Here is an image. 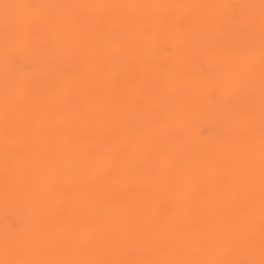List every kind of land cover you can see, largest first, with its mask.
<instances>
[{"label":"rangeland","instance_id":"374dc122","mask_svg":"<svg viewBox=\"0 0 264 264\" xmlns=\"http://www.w3.org/2000/svg\"><path fill=\"white\" fill-rule=\"evenodd\" d=\"M0 88V264H264V0H0Z\"/></svg>","mask_w":264,"mask_h":264},{"label":"bare ground","instance_id":"6f19581e","mask_svg":"<svg viewBox=\"0 0 264 264\" xmlns=\"http://www.w3.org/2000/svg\"><path fill=\"white\" fill-rule=\"evenodd\" d=\"M197 9H198V8H197ZM15 13H18V12H15ZM197 13H198V11H197ZM201 13H202V12H201ZM14 15H17V14H14ZM23 15H24V14H23ZM195 15H196V14H195ZM27 17H28V16H27ZM202 17H203V15L201 16V18H202ZM20 18H21V16H20ZM32 18H33V17H32ZM32 18H30V19H32ZM30 19H29V20H30ZM33 19H34V18H33ZM20 20H21V19H20ZM198 20H199V19H198ZM201 20H202V19H201ZM24 25H25V24H24ZM22 27H24V26H22ZM25 28H26V27H25ZM194 29L197 30V28H194ZM21 31H22V30H21ZM22 32H23V31H22ZM24 33H25V32H24ZM174 76H175V75H174ZM4 82H6V81H4ZM2 83H3V82H2ZM75 83H76V82H75ZM229 83H230V81H229ZM5 84H6V83H5ZM79 84H80V83H79ZM6 86H7V85H6ZM3 87H4V86H3ZM181 87H182V86H180V88H181ZM3 89H4V88H3ZM3 89H2V90H3ZM0 90H1V88H0ZM5 90L7 91L6 93L8 94V90H7V89H5ZM3 91H4V90H3ZM3 91H2V92H3ZM7 94H6V95H7ZM21 95H22V94H21ZM7 96H8V95H7ZM2 97H3V96H2ZM2 97H1V98H2ZM9 97H10V96H9ZM5 100H6V99H5ZM3 101H4V100H3ZM10 101H11V100H10ZM0 102H2V101H0ZM80 102H81V101H80ZM1 104H2V103H1ZM0 107H2V105H0ZM5 108H6V107H5ZM1 109H2V108H1ZM29 109H30V108H29ZM10 112H11V111H10ZM10 112H9V113H10ZM86 112H87V111H86ZM95 113H96V112H95ZM0 114H1V113H0ZM2 114H3V113H2ZM89 114H90V113H89ZM93 114H94V112H93ZM93 114H92V115H93ZM3 115H4V114H3ZM76 115H77V114H76ZM84 115H85V114H84ZM87 115H88V114H87ZM30 117H31V116H30ZM8 118H9V117H8ZM33 118H34V117H33ZM77 118H78V119H76V120L78 121V120L80 119L79 121L81 122V117H80V115H79V117H77ZM6 119H7V118H6ZM30 119H31V118H30ZM71 119L73 120V118H71ZM85 119H87V117H85ZM0 120H1V119H0ZM7 120H8V119H7ZM9 120H10V119H9ZM32 120H33V119H32ZM91 120H92V119H91ZM5 121H6V120H5ZM26 121H28V120H26ZM26 121H25V123H26ZM33 121H34V120H33ZM82 121H83V120H82ZM0 122H1V121H0ZM20 122H21V121H20ZM4 123H5V122H4ZM18 123H19V122H18ZM27 123H28V122H27ZM29 123H30V121H29ZM29 123H28V124H29ZM75 123H77V122H75ZM82 123H83V122H81L80 124H82ZM94 123H95V122H94ZM94 123H93V124H94ZM0 124H2V123H0ZM21 124H22V123H21ZM77 124H79V123H77ZM80 124H79V125H80ZM93 124H92V125H93ZM19 125H20V124H19ZM2 126H3V125H1V127H2ZM20 126H21V125H20ZM77 126H78V125H77ZM1 127H0V128H1ZM21 127H22V126H21ZM31 128H32V127H31ZM23 129H24V128H23ZM28 129L30 130V127H29V126H28ZM3 130H4V129H3ZM24 130H25V129H24ZM88 130H89V129H88ZM10 132H11V131H9V133H10ZM85 132H86V131H85ZM85 132H84V133H85ZM88 132H89V131H88ZM88 132H87V133H88ZM9 133H8V135H9ZM37 133H38V132H37ZM89 133H90V132H89ZM0 134H4V133H0ZM4 135H6V131H5V134H4ZM37 135H38V134H37ZM89 135H90V134H89ZM0 136L3 137L2 135H0ZM79 136H80V135H79ZM79 136H76V135H75L76 138L79 137ZM81 137L83 138V135H82ZM81 137H80V139H78V138H77V139H78L79 141H81V140H82ZM6 138H7V137H6ZM76 138H75V139H76ZM87 138H88V136H87ZM1 139H2V138H1ZM33 139H34V138H32V140H33ZM77 139H76V140H77ZM85 139H86V138H85ZM58 140H60V139H58ZM0 141H1V140H0ZM2 141H3V139H2ZM44 141H45V140H44ZM82 141H83V140H82ZM31 142H32V141H31ZM34 142H35V141H34ZM76 142H77V141H76ZM80 143H81V142H80ZM76 144H78V143H76ZM9 145H10V144H9ZM84 145L86 146V143H85ZM3 146H4V145H3ZM10 146H11V145H10ZM39 146H40V145H39ZM85 146H83V148H85ZM6 147H7V151L10 152L11 149L8 150V146H6ZM34 147H35V146H34ZM0 148H1V146H0ZM10 148H11V147H10ZM35 148H36V147H35ZM39 148H40V147H39ZM4 149H5V148H4ZM41 149H43V148H41ZM41 149H40V153L43 152V151H41ZM62 149H65V147H63ZM71 149H72V148H71ZM0 151H1V149H0ZM25 151H26V150H25ZM36 151H37V149H36ZM45 151H46V150H45ZM80 151H81V149H80ZM4 152H5L4 154H6V151H4ZM47 152H48V149H47ZM50 152H51V151H50ZM62 152H63V151H62ZM2 153H3V151H2ZM13 153L16 154L15 151H14ZM78 153H81V154H79V155H81V157L83 158V159H82V158H81V159L84 160V162H85L84 155H86L87 153L84 154L83 151L78 152ZM37 154H38V153H37ZM83 154H84V155H83ZM17 155H18V154H17ZM34 155H35V154H34ZM43 155H44V154H43ZM5 156H7V155H5ZM38 156H39V154H38ZM38 156H37V157H38ZM1 157H2V156H1ZM3 157H4V155H3ZM33 157H34V156H32V159H33ZM35 158H36V155H35ZM85 158L87 159L88 157H85ZM8 160L11 161V158L8 157ZM34 160H35V159H34ZM34 160H32V162H33ZM29 161L31 162V160H29ZM41 162H42V161H41ZM20 163H21V162H20ZM22 163H23V162H22ZM39 163H40V162H39ZM42 163H43V162H42ZM25 164H27L26 161H25ZM28 164H29V162H28ZM32 164H33V163H32ZM34 164L36 165V163H34ZM8 165H9V164H8ZM18 165H19V164H18ZM42 165H43V164H42ZM24 166H25V165H24ZM10 167H11V166H10ZM34 167H35V166H34ZM36 167H37V166H36ZM40 167H41V165H40L38 168H40ZM95 167H96V166H95ZM25 168H26V167H25ZM45 168H46V166H45ZM42 169H43V168L41 167V170H42ZM95 169H96V168H95ZM10 170H11V169H10ZM25 170H26V169H25ZM25 170H24V172H25ZM34 170H35V169H34ZM34 170L32 169L31 171H34ZM36 170H38V169H36ZM39 170H40V169H39ZM43 170H45V169H43ZM31 171L29 170L28 172H31ZM93 171H95V170H93ZM28 172H27V173H28ZM35 172H36V171H35ZM35 172H34V173H35ZM34 173H31V174H34ZM38 173H39V172H38ZM38 173H36V174H38ZM42 174H43V173H42ZM42 174H40V175H42ZM24 175H25V173H24ZM1 176H2V175H1ZM32 176H33V175H32ZM32 176H31V177H32ZM103 176H104V175H103ZM7 178H8V177H7ZM105 178H107V177H105ZM41 179H42V178H41ZM101 179H102V178H101ZM101 179H100V180H101ZM104 180H105V179H104ZM42 181H43V179H42ZM98 181H99V180H98ZM160 181H161V180H160ZM160 181L157 183V185H159ZM164 181H165V180H164ZM93 183H94V184H93ZM163 183H164V182H163ZM167 183H170V182H167ZM41 184H42V183H41ZM91 184H93V185H91ZM91 184H90L91 187H92V186H93V187L96 186V185H95V182H93V181H92ZM161 184H162V183H161ZM171 184H173V183H171ZM171 184H169V186H170ZM228 184H230V182H229ZM42 185H43V184H42ZM164 185H165V184H164ZM164 185H163V186H164ZM166 185H167V184H166ZM232 185H233V184H232ZM232 185H231V186H232ZM44 186H45V184H44ZM233 186H235V185H233ZM233 186H232V188H234ZM25 187H26V186H25ZM25 187H24V188H25ZM165 187H166V186H165ZM172 187L175 188L176 186L173 185ZM244 187H245V186H244ZM43 188H44V187H43ZM94 188H95V187H94ZM162 188H164V187H162ZM166 188H167V187H166ZM250 188H251V187H250ZM250 188H249V189H250ZM21 189H22V188H21ZM170 189H171V188H170ZM178 189H179V188H178ZM178 189L176 188V190H174V191L178 192V191H177ZM182 189H183V188H182ZM182 189H180L181 192H182ZM227 189H228V188H227ZM230 189H231V188H229V190H230ZM249 189H248V191H249ZM155 190H156V189H155ZM165 190H166V189H165ZM231 190H232V189H231ZM244 190H245V189H244ZM23 191H24V190H23ZM23 191H22V192H23ZM172 191H173V190H172ZM225 191H226V190H225ZM234 191H236V189H234ZM237 191L239 192L240 190L237 189ZM248 191H247V192H248ZM33 192H34V191H33ZM41 192H42V191H41ZM41 192H40V193H41ZM165 192H166V191H165ZM165 192L163 193V195H164V199L166 198V196H165ZM185 192H186V191H185ZM40 193H39V194H40ZM42 193H43V192H42ZM153 193H155V192H153ZM173 193H174V192H173ZM173 193H172V196H171V197H173ZM187 193H188V192H186V194H187ZM189 193H190V192H189ZM240 193H241V192H240ZM25 194H26V193H25ZM155 194H156V193H155ZM166 194H167V193H166ZM176 194H177V193H176ZM178 194H180V192H179ZM182 194H183V193H182ZM190 194H191V193H190ZM222 194H224V192H223ZM230 194H231V192H230ZM234 194H235V193H234ZM237 194H238V193L236 192L235 195H237ZM261 194H262V193H261ZM36 195H37V194H36ZM36 195H35V196H36ZM184 195H185V194H184ZM219 195H220V194H219ZM226 195L230 196V195L228 194V192L226 193ZM262 195H263V194H262ZM168 196H169V195H168ZM174 196H175V194H174ZM181 196H183V195H181ZM181 196L179 197V201H177V202H180ZM187 196H188V195H187ZM187 196L185 195V197H187ZM190 196H191V197H190L191 199H190V200L188 199V200L191 202V200H192V195H190ZM260 196H261V195H260ZM39 197H40V196H39ZM216 197H217V196H216ZM221 197L223 198V196H221ZM231 197H232V196H231ZM231 197H230V199H231ZM25 198H26V197H25ZM36 198H37V197H36ZM155 198H156V196H155ZM167 198H168V202H169V201H170V200H169L170 197H167ZM167 198H166V199H167ZM183 198H184V196H183ZM187 198H188V197H187ZM235 198H236V196H234V201H235ZM263 198H264V197H263ZM38 199H39V198H38ZM184 199H185V198H184ZM228 199H229V198H228ZM32 200H33V199H32ZM32 200H31V201H32ZM36 200H37V199H36ZM174 200H175V199H174ZM181 200H182V199H181ZM221 200H223V199H221ZM232 200H233V199H232ZM237 200H238V199H236V201H237ZM263 200H264V199H263ZM28 202H29V200H28ZM28 202H27V203H28ZM223 202H224V200H223ZM238 202H239V201H238ZM30 203L32 204V202H30ZM175 203H176V202H175ZM175 203H173V204H175ZM182 203H184V201H183ZM185 203H186V202H185ZM224 203H225V202H224ZM226 203H227V201H226ZM228 203H229V200H228ZM235 203H236V202H235ZM235 203L233 202L232 205H233V204L235 205ZM35 204H36V203H35ZM176 204H177V203H176ZM180 204H181V202H180ZM189 204H190V203L188 202V205H189ZM239 204H240V203H239ZM32 205H33V204H32ZM36 205H37V204H36ZM184 205H185V204H184ZM184 205H183V206H184ZM226 205H227V204H226ZM230 205H231V204H230ZM234 205H233V206H234ZM38 206H39V205H38ZM38 206H37V207H38ZM103 206H104V205H103ZM105 206H106V204H105ZM174 206H175V208L178 207V206H176V205H174ZM192 206H193V205H191V207H192ZM233 206H231V207L229 206V208H232ZM33 207H34V206H33ZM181 207H182V206H181ZM101 208H102V206H101ZM130 208H131V207H130ZM35 209H36V208H35ZM35 209H34V211H35ZM40 209H41V208H40ZM103 209H104V208H103ZM131 209H132V208H131ZM131 209H130V210H131ZM135 209H136V208H135ZM182 209H183V208H182ZM233 209H234V207H233L231 210L233 211ZM98 210H100V209H98ZM125 210H126V209H125ZM127 210H128V209H127ZM138 210H140V209H138ZM178 210H179V209H178ZM187 210H188V209H187ZM102 211H104V210H102ZM136 212H138V211H136ZM126 213H127V212H126ZM151 213H152V212H151ZM151 213H150V214H151ZM159 213H160V212H159ZM159 213H158V214H159ZM229 213H230V212H229ZM104 214H105V212H104ZM140 214H141V211H140ZM198 214H199V213H198ZM233 214H234V213L232 212V215H233ZM124 215H125V214H124ZM137 215H138V213H137ZM141 215H144V214H141ZM214 215H215V214H214ZM214 215H213V216H214ZM109 216H110V215H109ZM145 216H146V215H145ZM157 216H158V215H157V212H156L155 217L158 218ZM163 216H164V215H163ZM229 216H230V214H229ZM106 217H107V216L103 217V218H105L104 221L102 220L103 222L106 221V219H107ZM132 217H135V215L131 216V218H132ZM151 217H152L151 219H153V214H151ZM161 217H162V215L160 216V218H161ZM225 217H226V216H225ZM110 218H111V216H110ZM119 218L122 219L121 216H120ZM129 218H130V216H129ZM166 218H167V217H166ZM123 219H126V218L123 217ZM127 219H128V218H127ZM132 219H133V218H132ZM136 219H137V218H136ZM143 219H144V218H143ZM168 219H170V218H168ZM171 219H173V218H171ZM108 220H110V219H108ZM129 220H130V219H128L126 222H128ZM141 220H142V219H141ZM145 220H146V219L143 220V224H144V221H145ZM154 220H155V219H154ZM156 220H157V219H156ZM162 220H163V217H162ZM112 221H114V220H112ZM119 221H120V220H119ZM132 221H133V220H132ZM139 221H140V219H139ZM146 221H147V220H146ZM168 221H169V220H168ZM168 221H166V223H167ZM226 221H227V220H226ZM234 221H235V219H234ZM155 222H156V221H155ZM158 222H159V221H158ZM158 222H157V223H158ZM101 223H102V222H101ZM120 223H121V222H120ZM129 223H130V222H129ZM148 223H149V222H148ZM160 223H161V222H160ZM231 223H232V222H231ZM105 224H106V223H104V226H105ZM107 224H108V223H107ZM107 224H106V225H107ZM109 224H110V222H109ZM113 224H114V223H112V225H113ZM127 224H128V223H127ZM162 224H163V222H162ZM227 224H228V225H231V224H229L228 222H227ZM114 225H115V224H114ZM118 225H120V224H118ZM147 225H148V224L146 223V227H147ZM163 225H164V224H163ZM167 225H168V223H167ZM232 225H233V223H232ZM101 226H102V228L104 227L103 225H101ZM149 226H150V225H149ZM156 226H157V225H156ZM167 227H168V226H167ZM169 227H170V226H169ZM231 227H232V226H231ZM242 227H243V226H242ZM105 228H106L107 231H108V226L105 227ZM120 228H121V227H119V229H120ZM144 228H145V227H144V225H143V226H142V230H141L142 232H143ZM156 228H157V227H156ZM160 228H161V227H160ZM165 228H166V227H165ZM238 228H239V227H238ZM253 228H254V227H253ZM103 229H104V228H103ZM110 229H111V227H110ZM115 229H116V228H115ZM115 229H114V226H113V229H112V230H114V233L116 232V234H117V230L115 231ZM117 229H118V228H117ZM163 229H164V226H163ZM247 229H248V228H246V230H247ZM125 230H127V229H125ZM147 230H148V229H147ZM150 230H151V229H150ZM150 230H149V231H150ZM153 230H154V228H153ZM156 230H157V229H156ZM234 230H235V229H234ZM234 230L231 231V232L233 233V236H234V232H233ZM237 230H239V229H237ZM102 231H103V230H102ZM122 231H124V230H122ZM127 231H128V230H127ZM136 231H137V230H136ZM157 231H158V230H157ZM243 231H244V230H243ZM252 231H253V230L251 229L250 232L252 233ZM254 231H255V230H254ZM104 232H106V231L104 230ZM120 232H121V231H119V233H120ZM139 232H140V231H139ZM153 232H154V231H153ZM155 232H156V231H155ZM164 232H165V230L163 231V234H164ZM174 232H175L174 234H176V230H175ZM189 232H190V231H189ZM229 232H230V229H229ZM235 232H236V230H235ZM237 232H238V231H237ZM255 232H256V231H255ZM257 232H258V231H257ZM111 233H112V232H111ZM111 233H110V234H111ZM131 233H133V232H131ZM145 233H146V231H145ZM147 233H148V232H147ZM150 233H151V232H150ZM150 233H149V234H150ZM158 233H159V235H160L161 232H158ZM169 233H170V231H169ZM171 233H173V230L171 231ZM181 233H182V232H181ZM183 233H184V232H183ZM185 233H186V232H185ZM243 233H244V232H243ZM258 233H259V235H260V234L262 235V233H260V232H258ZM9 234H11V233H8V238H9V236H10ZM104 234H105V233H104ZM107 234H108V233H107ZM126 234H127V233H126ZM128 234H129V233H128ZM136 234H137V232H136ZM149 234H148V236H152V234H151V235H149ZM167 234H168V233H167ZM167 234H165V235L167 236ZM179 234H180V232H178V235H179ZM226 234H227V233H226ZM237 234H239V232H238ZM252 234H253V233H252ZM252 234H251V237H252ZM111 235H112V234H111ZM156 235H157V232L155 233V236H154L155 238H156ZM180 235H181V234H180ZM190 235H192V234H190ZM243 235H244V234H243ZM246 235H247V234H246ZM249 235H250V234H249ZM249 235H247L248 238H250ZM259 235H258V237H259ZM261 235H260V237H262ZM24 236H25V235H24ZM26 236H27V235H26ZM102 236H103V234H102ZM109 236H110V235H109ZM128 236H129V235H128ZM142 236H144V235H142ZM142 236H141V238H142ZM145 236H146V237H145ZM145 236H144V239H143V240H145V239L148 237L147 234H146ZM157 236H158V235H157ZM160 236H161V235H160ZM184 236H185V235H184ZM184 236H183V237H184ZM229 236H230V235H229ZM229 236H228L227 239H230ZM254 236H255V233H254ZM112 237H113V236H112ZM115 237H116V235H115ZM117 237H119V235H118ZM130 237H131V235H130ZM164 237H165V236H164ZM176 237H177V234H176ZM179 237H180V236H179ZM187 237H188V236H187ZM225 237H226V236H225ZM230 237H231V236H230ZM239 237H240V236H239ZM241 237H243V236L241 235ZM245 237H246V236H245ZM255 237H257V236H255ZM258 237H257V238H258ZM109 238H110V237H109ZM119 238H120L119 242L121 241L120 243L123 245L124 240H123V242H122V240H121V236H120ZM161 238H163V237H161ZM168 238H169V237H168ZM171 238H172V237H171ZM235 238H236V237H235ZM243 238H244V237H243ZM252 238H253V237H252ZM262 238H263V237H262ZM29 239H30V238H29ZM101 239H102V237H101ZM106 239H107V238H106ZM129 239H130V238H129ZM139 239H140V238H139ZM156 239H157V238H156ZM163 239H164V238H163ZM172 239H175V238H172ZM178 239H179V238H178ZM178 239H177V240H178ZM233 239H234V238H233ZM237 239L239 240L238 236H237L236 240H237ZM50 240H51V239H50ZM50 240L48 241V243H49V242L52 243ZM110 240H111V239H110ZM113 240L116 241V240H118V239H117V238H116V239L113 238ZM169 240H171V239H169ZM169 240H168V241H169ZM181 240H182V239H181ZM230 240H231V239H230ZM230 240H229V241H230ZM241 240H244V239L241 238ZM248 240H249V239H248ZM255 240H256V238H254V241H255ZM257 240H258L257 242H259V239H257ZM3 241H4V240H3ZM5 241H6V240H5ZM7 241L9 242V240H7ZM24 241H26V240H24ZM114 241H113V244H114ZM125 241H126V240H125ZM164 241H165V240H164ZM184 241H185V239H184ZM210 241H211V240H210ZM225 241H227V240H225ZM245 241H246V238H245L244 242H245ZM252 241H253V240H252ZM30 242H31V241H30ZM70 242H72V241H70ZM102 242H103V240H102ZM127 242H128V241H127ZM127 242H126V243H127ZM172 242H173V240H172ZM177 242H178V241H177ZM192 242H194V241L192 240ZM213 242H215V241L213 240ZM227 242H228V241H227ZM16 243H17V242H16ZM33 243H34V242H33ZM72 243H73V242H72ZM166 243H167V242H166ZM175 243H176V241H174V244H175ZM179 243H180V242H179ZM179 243H178V245H179ZM229 243H230V242H229ZM233 243H234V242H233ZM240 243H241V242H240ZM240 243H239V244H240ZM248 243H250V241H249ZM255 243H256V242H255ZM255 243H254V245H255ZM259 243H260V242H259ZM24 244H25V243H24ZM29 244H30V243H29ZM29 244L27 243V246H30ZM53 244H54V242H53ZM53 244H52V245H53ZM101 244H102V243H101ZM104 244H105V242L101 245V247H103ZM109 244H111V243L109 242ZM172 244H173V243H172ZM184 244H185V243H184ZM192 244H194V243H192ZM261 244H262V243H261ZM9 245H10V244H9ZM11 245H12V244H11ZM11 245H10V246H11ZM21 245L23 246L22 243H21ZM49 245H50V244H49ZM74 245H77V244L75 243ZM74 245H73V246H74ZM117 245H118V244H117ZM186 245H187V244H186ZM188 245H189V244H188ZM210 245H211V244H208L209 247H210ZM262 245H263V244H262ZM4 246H5V245H4ZM10 246H9L8 248H10ZM17 246H18V244H17ZM47 246H48V244H47ZM105 246H106V245H105ZM105 246H104V247H105ZM112 246H113V245H112ZM114 246H115V244H114ZM120 246H121V245H120ZM124 246H125V245H124ZM174 246L176 247V244H175ZM190 246H191V245H190ZM208 246H207V247H208ZM229 246H230V245H229ZM239 246H241V248L244 249V247H245L246 245L242 243V244L239 245ZM239 246H238V249H239ZM249 246H250V245H249ZM259 246H260V245H259ZM259 246H258V247H259ZM6 247H7V245H6ZM50 247H51V246H50ZM71 247H72V246H71ZM74 247H75V246H74ZM77 247H79V246H77ZM77 247H76V248H77ZM117 247H118V246H117ZM117 247H116V248H117ZM121 247H122V246H121ZM172 247H173V246H172ZM175 247H174V249H175ZM188 247H189V246H188ZM211 247L214 248V245L211 246ZM13 248H14V247H13ZM15 248H17V247H15ZM18 248H19V247H18ZM22 248H24V246H23ZM47 248H48V247H47ZM60 248H61V247H60ZM105 248H106V247H105ZM110 248H111V246H110ZM116 248H115V249H116ZM178 248H179V247H178ZM178 248H177V249H178ZM213 248H211V251H212ZM235 248H236V247H235ZM235 248L232 249L233 252L235 251V250H234ZM28 249H29V247H28ZM69 249H70V248H67V251H68V252H69ZM78 249H79V248H78ZM102 249H103V251L105 250L104 248H102ZM120 249H121V248H120ZM181 249H182V248H181ZM238 249H237L236 251H238ZM247 249H248V248H247ZM260 249H261V247H260ZM26 250H27V249H26ZM32 250H33V249H32ZM48 250H49V249H48ZM56 250H57V249H55V252H56ZM72 250H73V249H72ZM106 250H107V248H106ZM113 250H114V248H113ZM175 250H176V249H175ZM178 250H180V249H178ZM57 251H58V250H57ZM63 251H65V249H63ZM74 251H75V250H74ZM118 251H119V250H118ZM122 251H123V250H122ZM122 251H121V253H122ZM163 251H164V250H163ZM182 251H184V250H182ZM182 251H179V252L182 253ZM236 251H235V252H236ZM241 251H243V250H241ZM250 251H251V250H250ZM258 251H259V249H258ZM10 252H11V251H10ZM21 252H23V251H21ZM65 252H66V251H65ZM65 252H63V253H65ZM71 252H72V251H71ZM76 252L78 253L79 250L76 249ZM114 252H115V251H114ZM173 252H175V251L173 250ZM176 252H177V250H176ZM176 252H175V253H176ZM179 252H178V253H179ZM255 252H256V249H255ZM263 252H264V251H263ZM28 253H29V252H27V254H28ZM77 253H75V254L77 255ZM116 253H117V252H116ZM178 253H177L176 258H177V259H178V258L180 259L181 253H179L180 256H178ZM249 253H250V252H249ZM260 253H261V252H260ZM260 253H259V254H260ZM19 254H20V253H19ZM45 254H46V252H45ZM50 254H51V253H50ZM58 254H59V252H58ZM79 254H80V253H79ZM122 254H123V253H122ZM259 254H258V255H259ZM48 255H49V254H48ZM55 255H56V254H55ZM69 255H70V252H69ZM87 255H88V254H87ZM126 255H127V254H126ZM166 255H167V254H166ZM182 255H184V253H183ZM17 256H18V255H17ZM64 256L66 257V254H65ZM78 256H79V255H78ZM80 256H81V254H80ZM123 256H124V254H123ZM184 256H186V255H184ZM184 256H183V257H184ZM15 257H16V256H15ZM29 257H31V256H29ZM44 257H45V255H44ZM59 257H60V254H59ZM73 257H74V255H73ZM117 257L119 258V253H118V256H117ZM117 257H114V258H116L115 260L118 259ZM120 257H121V255H120ZM163 257H164V256H163ZM173 257H174V259L176 260L175 255H174ZM190 257H192V256L190 255ZM214 257H215V255H214ZM214 257H213V258H214ZM250 257H251V256H250ZM17 258H19V257H16V259H17ZM31 258H33V257H31ZM31 258H30L29 260H31ZM34 258H35V257H34ZM53 258H54V257H53ZM57 258H58V256H57ZM57 258H56V259H57ZM68 258H69V257H68ZM80 258H81V257H80ZM87 258H88V256H87ZM87 258H86V259H87ZM121 258H122V257H121ZM158 258H161V256H158ZM164 258H165V257H164ZM216 258H218V256H216ZM16 259H15V260H16ZM20 259H21V258H20ZM35 259H36V258H35ZM44 259H45V258H44ZM47 259H48V261L50 260L49 257L46 258V261H47ZM106 259H107V258H106ZM122 259H123V258H122ZM170 259H172V257H170ZM184 259H186V258L184 257ZM184 259H183V260H184ZM24 260H25V259H24ZM51 260H52V259H51ZM53 260L55 261V259H53ZM64 260H65V259H64ZM64 260H62V261H64ZM74 260H75V259H74ZM77 260H79V259L77 258ZM84 260H85V259H84ZM84 260H83V261H84ZM88 260H89V259H88ZM110 260H111V258H110ZM110 260H107V262L110 261ZM161 260H162V258H161ZM163 260H164V259H163ZM163 260H162V261H163ZM165 260H166V259H165ZM186 260H187V259H186ZM192 260H194V257H193ZM196 260H197V259H196ZM198 260H199V259H198ZM261 260H262V258H261ZM16 261H17V260H16ZM16 261H15V262H16ZM32 261H33V260H32ZM32 261H31V262H32ZM69 261H70V260H69ZM81 261H82V258H81ZM86 261H87V260H86ZM112 261H113V258H112ZM118 261H120V260H118ZM190 261H191V260H190ZM199 261H200V260H199ZM20 262H23V261H20ZM51 262H52V261H51ZM51 262H50V263H51ZM78 262H80V261H77V263H78ZM91 262H93V261H91ZM160 262H161V261H160ZM165 262H166V261H165ZM182 262H183V261H182ZM194 262H195V261H193V263H194ZM26 263H27V262H25L24 264H26ZM42 263H43V261H42ZM63 263H64V262H62L61 264H63ZM69 263H70V262H69ZM75 263H76V262H75ZM82 263H83V264H84V263L86 264L87 262H82ZM88 263H89V262H88ZM88 263H87V264H88ZM112 263L115 264L116 262H112ZM121 263H122V260H121ZM121 263H120V264H121ZM161 263L163 264L164 261L161 262ZM188 263H189V262H188ZM188 263H187V264H188ZM193 263H192V264H193ZM15 264H16V263H15ZM20 264H21V263H20ZM29 264H31V263H29ZM43 264H44V263H43ZM53 264H54V263H53ZM55 264H56V263H55ZM58 264H59V263H58ZM67 264H68V262H67ZM78 264H79V263H78ZM80 264H81V263H80ZM109 264H110V263H109ZM117 264H119V263H117ZM167 264H168V263H167ZM176 264H177V263H176ZM183 264H185V262H184ZM190 264H191V263H190ZM204 264H205V263H204ZM260 264H261V263H260Z\"/></svg>","mask_w":264,"mask_h":264}]
</instances>
